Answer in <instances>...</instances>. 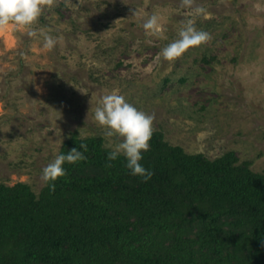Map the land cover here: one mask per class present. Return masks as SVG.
I'll return each instance as SVG.
<instances>
[{
  "label": "rangeland",
  "instance_id": "1",
  "mask_svg": "<svg viewBox=\"0 0 264 264\" xmlns=\"http://www.w3.org/2000/svg\"><path fill=\"white\" fill-rule=\"evenodd\" d=\"M196 6L207 14L180 0H54L36 25L63 37L51 50L25 28L0 29V184L40 194L42 169L73 134L107 146L94 110L113 89L154 115V132L171 145L211 160L235 152L264 173V0ZM152 14L162 27L147 35ZM189 18L211 39L157 60Z\"/></svg>",
  "mask_w": 264,
  "mask_h": 264
},
{
  "label": "trees",
  "instance_id": "2",
  "mask_svg": "<svg viewBox=\"0 0 264 264\" xmlns=\"http://www.w3.org/2000/svg\"><path fill=\"white\" fill-rule=\"evenodd\" d=\"M86 160L36 194L0 184V264H264V173L235 152L211 160L153 132L144 183L102 137L73 134Z\"/></svg>",
  "mask_w": 264,
  "mask_h": 264
},
{
  "label": "clouds",
  "instance_id": "3",
  "mask_svg": "<svg viewBox=\"0 0 264 264\" xmlns=\"http://www.w3.org/2000/svg\"><path fill=\"white\" fill-rule=\"evenodd\" d=\"M54 0H0V29L13 24L20 28L27 29L30 38H37L43 41V47L51 50L63 40L62 36L52 35L48 30L38 25L45 8H51ZM182 8L191 9L197 16L207 14V9L196 6V0H180ZM139 12L133 14L136 18ZM183 26L178 32V39L169 43L161 49V57L167 61H174L182 57L190 49L197 48L207 43L211 36L205 31L197 30L195 20L189 18L182 22ZM142 27L147 35L157 34L162 25L161 18L152 14L146 18ZM94 120L101 127L106 129L105 135L108 140L107 146L111 151L107 155V167L122 155L125 159V167L134 177H139L144 183L149 182L154 172L145 168L141 163L144 153L150 150V142L154 132V115H149L129 103L119 89H113L103 95L100 105L94 110ZM115 138V139H112ZM80 149L54 154V159L42 169L41 179L48 185L50 190H55V182L67 176L65 164H76L87 159V145L80 144Z\"/></svg>",
  "mask_w": 264,
  "mask_h": 264
}]
</instances>
